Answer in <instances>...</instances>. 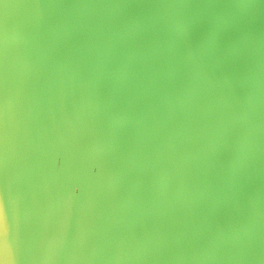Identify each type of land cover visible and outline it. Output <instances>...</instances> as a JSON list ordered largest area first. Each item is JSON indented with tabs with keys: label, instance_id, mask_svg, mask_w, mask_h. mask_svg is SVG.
<instances>
[{
	"label": "water",
	"instance_id": "water-1",
	"mask_svg": "<svg viewBox=\"0 0 264 264\" xmlns=\"http://www.w3.org/2000/svg\"><path fill=\"white\" fill-rule=\"evenodd\" d=\"M0 264H264V0H0Z\"/></svg>",
	"mask_w": 264,
	"mask_h": 264
},
{
	"label": "snow or ice",
	"instance_id": "snow-or-ice-1",
	"mask_svg": "<svg viewBox=\"0 0 264 264\" xmlns=\"http://www.w3.org/2000/svg\"><path fill=\"white\" fill-rule=\"evenodd\" d=\"M2 235H3V228L0 227V238H2Z\"/></svg>",
	"mask_w": 264,
	"mask_h": 264
}]
</instances>
